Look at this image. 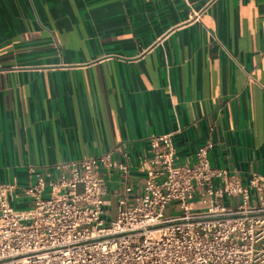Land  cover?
<instances>
[{"label":"crops","instance_id":"0c3cea01","mask_svg":"<svg viewBox=\"0 0 264 264\" xmlns=\"http://www.w3.org/2000/svg\"><path fill=\"white\" fill-rule=\"evenodd\" d=\"M169 133L177 164L213 142L212 166L264 176V0H0L1 182L113 152L114 219Z\"/></svg>","mask_w":264,"mask_h":264},{"label":"built area","instance_id":"2783aa9c","mask_svg":"<svg viewBox=\"0 0 264 264\" xmlns=\"http://www.w3.org/2000/svg\"><path fill=\"white\" fill-rule=\"evenodd\" d=\"M213 147L180 165L173 134L153 136L137 164L142 193L110 220L101 172L132 168L113 152L61 162L28 186L0 181V264H264V176L245 184L212 166ZM173 202L180 212L166 214Z\"/></svg>","mask_w":264,"mask_h":264},{"label":"rangeland","instance_id":"374dc122","mask_svg":"<svg viewBox=\"0 0 264 264\" xmlns=\"http://www.w3.org/2000/svg\"><path fill=\"white\" fill-rule=\"evenodd\" d=\"M176 204H177L176 202H173L172 205H170V206L167 208V210H166V214H170V213H172V212H173V209L176 210V213H179L180 210L178 209V207H177Z\"/></svg>","mask_w":264,"mask_h":264}]
</instances>
